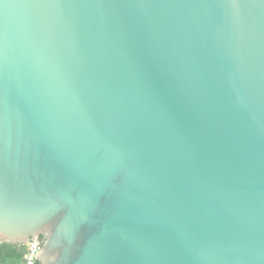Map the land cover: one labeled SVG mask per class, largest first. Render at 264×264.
Segmentation results:
<instances>
[{"label": "water", "instance_id": "obj_1", "mask_svg": "<svg viewBox=\"0 0 264 264\" xmlns=\"http://www.w3.org/2000/svg\"><path fill=\"white\" fill-rule=\"evenodd\" d=\"M0 188L37 264H264V0H0Z\"/></svg>", "mask_w": 264, "mask_h": 264}, {"label": "trees", "instance_id": "obj_2", "mask_svg": "<svg viewBox=\"0 0 264 264\" xmlns=\"http://www.w3.org/2000/svg\"><path fill=\"white\" fill-rule=\"evenodd\" d=\"M24 246L0 244V264H22Z\"/></svg>", "mask_w": 264, "mask_h": 264}, {"label": "built area", "instance_id": "obj_3", "mask_svg": "<svg viewBox=\"0 0 264 264\" xmlns=\"http://www.w3.org/2000/svg\"><path fill=\"white\" fill-rule=\"evenodd\" d=\"M41 242L32 241L24 246V255L22 264H37L36 257L39 253Z\"/></svg>", "mask_w": 264, "mask_h": 264}, {"label": "snow or ice", "instance_id": "obj_4", "mask_svg": "<svg viewBox=\"0 0 264 264\" xmlns=\"http://www.w3.org/2000/svg\"><path fill=\"white\" fill-rule=\"evenodd\" d=\"M3 190L0 188V226L4 223Z\"/></svg>", "mask_w": 264, "mask_h": 264}]
</instances>
